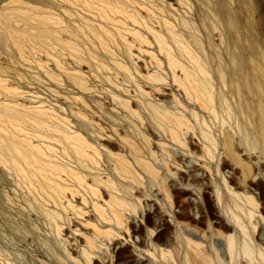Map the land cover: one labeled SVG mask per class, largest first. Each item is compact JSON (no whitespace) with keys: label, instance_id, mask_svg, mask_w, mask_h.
I'll return each mask as SVG.
<instances>
[{"label":"rangeland","instance_id":"obj_1","mask_svg":"<svg viewBox=\"0 0 264 264\" xmlns=\"http://www.w3.org/2000/svg\"><path fill=\"white\" fill-rule=\"evenodd\" d=\"M239 54L253 83L264 0H0V264H167L161 249L185 264L177 222L212 264L243 259V239L262 264L264 226L248 212L264 219V149L254 154L243 135L264 96L252 84L238 93ZM187 72L209 80L210 102L177 83ZM165 113L182 121L185 145L170 139Z\"/></svg>","mask_w":264,"mask_h":264},{"label":"bare ground","instance_id":"obj_2","mask_svg":"<svg viewBox=\"0 0 264 264\" xmlns=\"http://www.w3.org/2000/svg\"><path fill=\"white\" fill-rule=\"evenodd\" d=\"M253 22L251 23V26H253ZM235 60V58H234ZM241 62H243V58L242 56L239 54L238 55V59L235 60V65H237L236 69L234 70V76L235 79H232V82H235V87L238 91V93H242L245 90L248 89L249 85L252 84L255 89L256 92L260 95V96H264V85L262 84L261 80L259 79L258 76H264V64L261 63L260 65H256L255 66V72L253 73V83H250L249 80V76L243 73V69L242 67H240ZM169 63L171 64L172 67H177V63L173 60H169ZM240 67V68H239ZM200 71L205 75L208 76L207 71L201 67ZM219 77L221 80V84L225 85V80H226V72L221 69L219 70ZM175 76V74H174ZM185 76V80L187 81L188 85L185 84V81L182 79H179L176 77L177 83H180V85L183 87V89L186 92H191L194 93L197 97L200 96V94H204L207 97V101L210 102L211 98H212V90L213 87H211L209 80L206 79V81H202L200 82V86L194 81L192 80V74L190 73H186L184 74ZM256 93V95L258 96V94ZM259 97V96H258ZM260 101L257 102L256 105V109L255 112L257 115L260 116V123L259 124H254L252 126V129L254 130L252 134L250 133H245L243 135V140L248 143V145H250V149L252 150V152L254 154L257 153V150L259 148L264 149V102L263 100L260 98L258 99ZM207 101H205V103H207ZM149 106L152 107L153 109L156 108V106H154L151 102H148ZM165 116L167 117L169 124L173 125V129H170L169 133H170V139L178 144V145H185L186 144V138L184 135H181L179 132L180 126L182 124V121L180 119L177 118H171L169 116V114L165 113ZM203 137L204 139H208L211 140L212 143L214 142V140L212 139L211 135L207 134V133H203ZM224 146L228 151L227 156L230 157L233 162H235V164L237 165V167L242 168L243 171L245 172L246 166L244 164V161L242 159L243 154H234L233 151L231 150L233 147V141L231 138L226 137L224 139ZM258 163V162H257ZM142 164V168L144 169V171L147 172V174H149L152 178V180L155 181V179L157 178V172H155L150 165H147V163H143ZM121 170L125 173H129V168L128 165L126 164V162H122L121 166H120ZM254 183L256 181L252 180ZM9 191L2 189V194H3V199H5L7 202H9ZM234 197L236 198H241V196L239 194H233ZM245 201L251 205V206H255V200L253 198L252 195H245ZM114 201L123 204L121 201H117L115 198H113ZM151 201L149 199H147L146 197H143L142 199H140V205L141 207L146 204H150ZM8 204V203H7ZM98 208H101L99 205L97 206ZM102 211V210H100ZM101 214L103 215V213L101 212ZM100 214V215H101ZM229 216L231 217V220L235 223V225L239 228V230L242 232V235H244V237H246V239H250V236L248 235V231L246 228V225L243 223V221L236 215L233 214L232 212H229ZM248 217L253 225L254 228H257V225L260 224L264 226V219H261V221L259 220L256 225H254L252 219L255 218L253 211H249L248 212ZM8 214L7 213H2V220L8 221ZM116 223L118 225H123V219L124 217L122 215H116L114 217ZM127 220H133L134 222H136V218L135 215H129L128 218H126ZM77 225L84 227L83 225H81V223H77ZM178 225V229H176L175 231V237L178 241H180L179 244H185L186 250L185 253L183 254L182 258L185 262V264H212V260L209 258V255L206 254V251L202 248L201 243H198L196 241H194V239H198V236L193 232V230L189 229L188 226H184L183 224H181V222H177ZM263 238V244H264V231L262 233ZM118 240V237H114L113 239H111L110 241H115ZM244 240V245H243V256L244 258L241 259L240 261H233L231 260L232 264H255L254 262H252V260H249L248 258L250 257V254H252V250L250 248V246L246 243L245 239ZM91 243V242H90ZM124 244V243H122ZM152 244V243H151ZM153 245V244H152ZM234 236L229 235L227 238V250L228 252H230V256L234 250ZM160 255L162 256L163 259L166 260L167 264H175V257L173 254H171V252L166 251L165 249H161L160 250ZM261 261L262 264H264V253H261ZM248 257V258H246ZM107 259V258H105ZM221 260L218 259L217 262L219 263ZM221 264V263H219ZM259 264V263H257Z\"/></svg>","mask_w":264,"mask_h":264}]
</instances>
